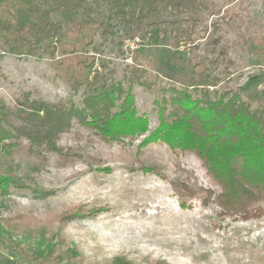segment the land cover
<instances>
[{
  "label": "trees",
  "instance_id": "1",
  "mask_svg": "<svg viewBox=\"0 0 264 264\" xmlns=\"http://www.w3.org/2000/svg\"><path fill=\"white\" fill-rule=\"evenodd\" d=\"M163 37L170 45L191 44L187 63L173 83L163 84L160 74L152 73L153 66L137 62L138 56L120 77L98 56L111 40L122 47L126 40ZM239 45L264 53L261 26L239 11L223 10L216 0H0V58H48L54 66L69 70L65 78L71 89L83 88L82 105L72 99L27 100L26 108L41 113L38 121L28 124L13 117L10 106L0 99V142L11 147L24 137L31 152H59L58 138L74 122L91 127L107 143L143 136L141 145L163 142L173 151H189L202 160L222 187L217 194L208 190L203 202L214 201L221 217L264 218V100L253 107L243 98L241 87L229 86L235 64L229 50ZM135 85L161 96L155 99L158 124L152 128L149 116L137 109ZM11 188L27 189L40 199L56 192L0 171L5 205ZM101 209L69 206L56 219L49 218L50 223L59 222L56 230L54 226L44 230L49 223L30 229L17 220L0 219V234L12 258L59 264L54 254L63 247L64 228ZM19 232L37 233L35 244H24L31 256L17 249ZM68 250L72 256L80 255L76 245ZM105 264L138 263L117 256ZM149 264L170 263L158 259Z\"/></svg>",
  "mask_w": 264,
  "mask_h": 264
},
{
  "label": "rangeland",
  "instance_id": "2",
  "mask_svg": "<svg viewBox=\"0 0 264 264\" xmlns=\"http://www.w3.org/2000/svg\"><path fill=\"white\" fill-rule=\"evenodd\" d=\"M216 1L223 10L239 11L256 21L264 33V0ZM190 47L185 42L170 45L165 37L126 40L122 47L111 40L98 56L116 69L117 77L138 56L137 62L153 66L152 73H159L162 83L169 84L186 65ZM229 55L235 61L229 86L241 87L243 98L257 106L264 100V53L239 45L232 46ZM68 73L48 58L6 55L0 58V99L10 106L13 117L20 116L27 124L41 115L24 106L27 100L72 99L82 105L83 88L71 89L65 78ZM133 91L138 111L149 116L151 128L156 126L155 99L160 94L138 85ZM142 137L107 143L91 127L74 122L60 134L59 152H31L24 137L11 147L0 142V171L56 191L40 199L27 189L11 188L7 205L0 196L1 221L11 218L30 229L49 223L44 230L52 226L56 230L59 222L50 223L49 218L56 219L61 210L72 205L87 210L101 207L64 228L63 247L54 254L59 264H105L117 256L138 264L158 259L170 264H264V218L221 217L214 201L203 202L208 190L217 194L222 187L202 160L189 151H173L163 142L141 145ZM107 167L110 172L104 170ZM15 237L21 242L17 249L31 256L24 244H35L37 233L19 232ZM71 245L80 255L72 256ZM0 264L38 262L12 258L0 234Z\"/></svg>",
  "mask_w": 264,
  "mask_h": 264
}]
</instances>
